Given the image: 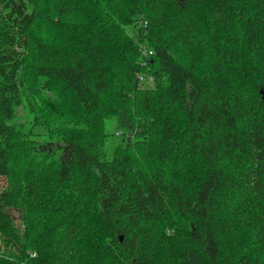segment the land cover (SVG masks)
<instances>
[{
  "label": "trees",
  "instance_id": "obj_1",
  "mask_svg": "<svg viewBox=\"0 0 264 264\" xmlns=\"http://www.w3.org/2000/svg\"><path fill=\"white\" fill-rule=\"evenodd\" d=\"M0 177V264H264V0H0Z\"/></svg>",
  "mask_w": 264,
  "mask_h": 264
},
{
  "label": "rangeland",
  "instance_id": "obj_2",
  "mask_svg": "<svg viewBox=\"0 0 264 264\" xmlns=\"http://www.w3.org/2000/svg\"><path fill=\"white\" fill-rule=\"evenodd\" d=\"M128 30L135 36L137 35V28L128 27ZM32 120V115L29 112V108L24 100L15 108V117L13 122L18 128L28 129ZM105 130L108 133V137L105 139L103 149L108 158H111L113 155V150L116 145L124 142L123 135H120L121 132L125 131L124 128L120 127L117 119L115 117H110L105 120ZM127 130V129H126ZM130 131V130H128ZM40 143L44 145H53L54 142L49 143L45 135L39 136ZM57 141V139H54ZM5 184V179L0 177V187ZM15 222L20 224L21 213L18 208L8 209Z\"/></svg>",
  "mask_w": 264,
  "mask_h": 264
},
{
  "label": "built area",
  "instance_id": "obj_3",
  "mask_svg": "<svg viewBox=\"0 0 264 264\" xmlns=\"http://www.w3.org/2000/svg\"><path fill=\"white\" fill-rule=\"evenodd\" d=\"M142 53H143V56L145 57V59L142 60L141 65H142V66H146V65L148 64L147 57H150V56L153 54V50L150 49V48H148V47H144V48L142 49ZM151 78H152V77H150V79H151Z\"/></svg>",
  "mask_w": 264,
  "mask_h": 264
}]
</instances>
